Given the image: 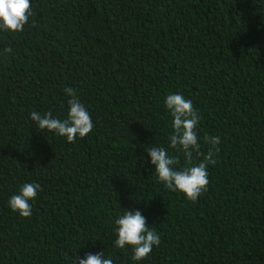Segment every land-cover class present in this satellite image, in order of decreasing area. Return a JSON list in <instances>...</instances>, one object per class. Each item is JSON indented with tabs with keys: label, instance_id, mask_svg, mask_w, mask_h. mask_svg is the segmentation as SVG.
I'll return each mask as SVG.
<instances>
[{
	"label": "trees",
	"instance_id": "16d2710c",
	"mask_svg": "<svg viewBox=\"0 0 264 264\" xmlns=\"http://www.w3.org/2000/svg\"><path fill=\"white\" fill-rule=\"evenodd\" d=\"M22 32L0 31V264H264V0H30ZM11 47L12 51L4 52ZM67 87L93 130L69 143L30 114L67 118ZM219 136L196 201L165 187L146 147L169 148L168 94ZM42 190L32 215L8 201ZM139 210L161 237L147 259L115 246Z\"/></svg>",
	"mask_w": 264,
	"mask_h": 264
},
{
	"label": "clouds",
	"instance_id": "9594fccd",
	"mask_svg": "<svg viewBox=\"0 0 264 264\" xmlns=\"http://www.w3.org/2000/svg\"><path fill=\"white\" fill-rule=\"evenodd\" d=\"M31 15L30 0H0V31L22 32ZM11 51L10 46L4 49L6 53ZM64 92L69 97L67 118H54L51 112L41 115L36 111L31 112L30 118L40 130L47 129L74 143L77 137H86L93 130L94 123L76 90L67 87ZM165 105L173 117L169 148L181 153L183 166L180 157L169 155L168 148L153 144L141 147H146L151 163L155 165V173L167 189L182 192L189 200L196 201L208 190L210 181L207 169L209 164L217 163L215 157L220 151L221 140L219 136L205 135L204 143L208 148L206 153L203 152L198 134L201 117L193 101L182 94L171 93L166 96ZM41 190L39 183H24L19 193L10 197V209L22 217H30L33 207L30 201H34ZM115 224L118 226L115 246L121 249L130 246L133 251L131 259L134 261L147 259L153 248L161 244L160 235L150 228L146 217L139 210L126 209L115 220ZM103 255L87 253L86 258L77 256L75 264H113L112 259H104Z\"/></svg>",
	"mask_w": 264,
	"mask_h": 264
}]
</instances>
